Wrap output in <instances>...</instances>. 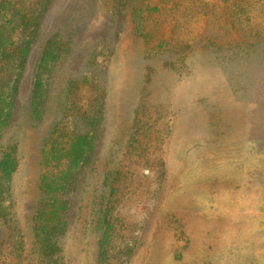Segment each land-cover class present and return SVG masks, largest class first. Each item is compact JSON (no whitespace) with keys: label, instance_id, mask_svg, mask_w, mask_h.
I'll use <instances>...</instances> for the list:
<instances>
[{"label":"rangeland","instance_id":"rangeland-1","mask_svg":"<svg viewBox=\"0 0 264 264\" xmlns=\"http://www.w3.org/2000/svg\"><path fill=\"white\" fill-rule=\"evenodd\" d=\"M61 1L0 0V264H264V0H66L44 35Z\"/></svg>","mask_w":264,"mask_h":264},{"label":"water","instance_id":"water-1","mask_svg":"<svg viewBox=\"0 0 264 264\" xmlns=\"http://www.w3.org/2000/svg\"><path fill=\"white\" fill-rule=\"evenodd\" d=\"M65 5H66V0L61 1L60 4L57 5L55 10L51 12L50 14H48L45 25L43 26L44 35L51 28L55 17L62 13ZM40 57H41V45H38L32 50L29 56L28 64H27V72L20 86L19 97H20L22 104H25L32 95L33 88H34V75H35L37 65L40 61Z\"/></svg>","mask_w":264,"mask_h":264},{"label":"trees","instance_id":"trees-1","mask_svg":"<svg viewBox=\"0 0 264 264\" xmlns=\"http://www.w3.org/2000/svg\"><path fill=\"white\" fill-rule=\"evenodd\" d=\"M8 163V159L7 158H5L4 160H2L1 162H0V168H2V167H4L6 164ZM15 169H16V166L14 165V168H13V172L15 171ZM11 174V173H10ZM9 173H8V175H10ZM59 234L60 233V235L61 234H64L65 232H64V230H60L58 227L57 228H54V229H52V232H47V235H46V238H51V236L52 235H54V234Z\"/></svg>","mask_w":264,"mask_h":264}]
</instances>
